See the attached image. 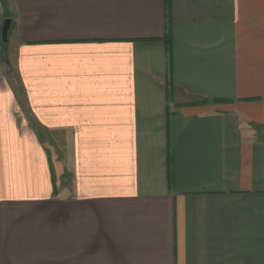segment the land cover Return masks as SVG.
I'll return each instance as SVG.
<instances>
[{"label":"crops","instance_id":"1","mask_svg":"<svg viewBox=\"0 0 264 264\" xmlns=\"http://www.w3.org/2000/svg\"><path fill=\"white\" fill-rule=\"evenodd\" d=\"M8 5L0 264H264V0Z\"/></svg>","mask_w":264,"mask_h":264},{"label":"rangeland","instance_id":"2","mask_svg":"<svg viewBox=\"0 0 264 264\" xmlns=\"http://www.w3.org/2000/svg\"><path fill=\"white\" fill-rule=\"evenodd\" d=\"M1 3L3 5V10H4V14H5L4 16L7 17V18H5V20L10 19V16L8 15L9 0H0V5H1ZM3 25H4V23H3ZM10 36H11V31L9 33V43H10ZM0 38H1L0 39V82L7 81V82L11 83V85L13 84V86H17L18 85L17 77L13 73V71H11V69L9 67V60H10L9 59V43L4 44L2 42L1 35H0Z\"/></svg>","mask_w":264,"mask_h":264},{"label":"water","instance_id":"3","mask_svg":"<svg viewBox=\"0 0 264 264\" xmlns=\"http://www.w3.org/2000/svg\"><path fill=\"white\" fill-rule=\"evenodd\" d=\"M11 27H12V20L10 19L5 20L1 31L2 42L4 44L9 43V33L11 31Z\"/></svg>","mask_w":264,"mask_h":264},{"label":"trees","instance_id":"4","mask_svg":"<svg viewBox=\"0 0 264 264\" xmlns=\"http://www.w3.org/2000/svg\"><path fill=\"white\" fill-rule=\"evenodd\" d=\"M13 26V25H12Z\"/></svg>","mask_w":264,"mask_h":264}]
</instances>
